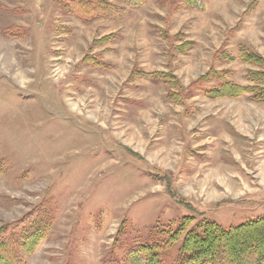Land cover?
Here are the masks:
<instances>
[{
    "label": "rangeland",
    "instance_id": "1",
    "mask_svg": "<svg viewBox=\"0 0 264 264\" xmlns=\"http://www.w3.org/2000/svg\"><path fill=\"white\" fill-rule=\"evenodd\" d=\"M203 3L83 22L66 0H0V230L48 219L25 264H136L125 248L186 216L264 218V103L204 93L263 69L239 52L264 59V0Z\"/></svg>",
    "mask_w": 264,
    "mask_h": 264
},
{
    "label": "trees",
    "instance_id": "2",
    "mask_svg": "<svg viewBox=\"0 0 264 264\" xmlns=\"http://www.w3.org/2000/svg\"><path fill=\"white\" fill-rule=\"evenodd\" d=\"M147 0H66V6L78 20L89 22L97 18L117 19L138 9ZM189 9L204 11L203 0H181ZM242 62L263 67L250 71L248 86L226 80L222 73L214 72L215 86L205 88L208 99H236L249 96L264 103V59L249 51L241 50ZM212 77V78H213ZM209 75L204 79L211 80ZM31 215V214H30ZM19 230L2 233L0 230V264H25L22 254L33 250L43 238L48 225L47 213L38 208L34 215L26 216ZM184 217L166 235H155L146 242L136 241L125 248L127 261L136 264H160L157 254L166 243H178V256L173 264H264V218L244 222L228 229L209 221L193 223ZM23 223V222H22ZM21 223V224H22ZM30 253V251L28 252ZM103 264H119L107 259Z\"/></svg>",
    "mask_w": 264,
    "mask_h": 264
}]
</instances>
